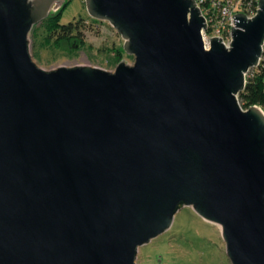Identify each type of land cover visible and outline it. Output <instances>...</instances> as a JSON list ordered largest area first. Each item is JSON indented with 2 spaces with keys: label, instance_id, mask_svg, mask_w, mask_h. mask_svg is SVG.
Listing matches in <instances>:
<instances>
[{
  "label": "water",
  "instance_id": "1",
  "mask_svg": "<svg viewBox=\"0 0 264 264\" xmlns=\"http://www.w3.org/2000/svg\"><path fill=\"white\" fill-rule=\"evenodd\" d=\"M57 2L0 0V264H135L183 207L231 264H264V112L238 102L264 0L208 50L194 0H84L134 57L113 73L33 62Z\"/></svg>",
  "mask_w": 264,
  "mask_h": 264
},
{
  "label": "rangeland",
  "instance_id": "2",
  "mask_svg": "<svg viewBox=\"0 0 264 264\" xmlns=\"http://www.w3.org/2000/svg\"><path fill=\"white\" fill-rule=\"evenodd\" d=\"M64 4L60 24L80 23L81 35L48 47L44 45L45 32L40 24L34 26L28 46L39 68L51 71L60 66H88L113 73L122 60L129 66L134 64V57L124 51L121 35L108 22L90 18L84 0H64L60 7ZM135 264L231 263L220 228L201 219L190 207H183L174 215L168 230L138 249Z\"/></svg>",
  "mask_w": 264,
  "mask_h": 264
},
{
  "label": "built area",
  "instance_id": "3",
  "mask_svg": "<svg viewBox=\"0 0 264 264\" xmlns=\"http://www.w3.org/2000/svg\"><path fill=\"white\" fill-rule=\"evenodd\" d=\"M206 27L201 31L206 50L211 38H220L228 48L231 43V30L235 28L233 16L238 14L253 18L259 9V0H194ZM264 62V52L259 64ZM249 73V72H248Z\"/></svg>",
  "mask_w": 264,
  "mask_h": 264
},
{
  "label": "trees",
  "instance_id": "4",
  "mask_svg": "<svg viewBox=\"0 0 264 264\" xmlns=\"http://www.w3.org/2000/svg\"><path fill=\"white\" fill-rule=\"evenodd\" d=\"M65 7L66 4H64L56 13L48 16L42 23H40V27L45 32V46L59 45L61 42L78 38L79 35H81L80 23H68L67 25L60 24L61 14ZM33 32H35V30ZM117 55L118 56L115 60L118 62L119 54ZM238 102L243 110L258 106L264 112V62L251 69L247 74L245 88L238 94Z\"/></svg>",
  "mask_w": 264,
  "mask_h": 264
},
{
  "label": "flooded vegetation",
  "instance_id": "5",
  "mask_svg": "<svg viewBox=\"0 0 264 264\" xmlns=\"http://www.w3.org/2000/svg\"><path fill=\"white\" fill-rule=\"evenodd\" d=\"M61 4H62V3H60V2L55 3V4L52 6L51 11H55V10H57V8H59V7L61 6ZM60 8H61V7H60ZM58 10H59V9H58ZM51 11H50V13H51ZM56 12H57V11H56ZM56 12H55V13H56ZM50 13H49V16L51 15Z\"/></svg>",
  "mask_w": 264,
  "mask_h": 264
}]
</instances>
